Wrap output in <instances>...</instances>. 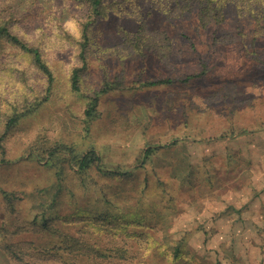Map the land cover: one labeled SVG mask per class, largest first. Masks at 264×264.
I'll list each match as a JSON object with an SVG mask.
<instances>
[{
  "label": "rangeland",
  "instance_id": "374dc122",
  "mask_svg": "<svg viewBox=\"0 0 264 264\" xmlns=\"http://www.w3.org/2000/svg\"><path fill=\"white\" fill-rule=\"evenodd\" d=\"M160 1L106 0L112 6L90 29L76 92L75 47L58 34L77 35L81 0H0V21L40 45L53 71L50 83L29 56L0 41V110H30L0 165V232L43 212L70 234L77 226L62 219L130 213L141 220L104 231V246L115 240L132 257L116 264H173L177 242L176 264H264V5L230 1L221 22L203 25L197 4L166 12ZM106 84L117 86L102 92ZM95 97L97 117L88 121ZM33 143L80 156L95 149L104 168L130 176L111 180L94 171L81 184L68 167L57 177L56 164L33 153ZM58 179L59 204L40 207L33 196ZM3 191L16 195L14 213ZM55 238L26 233L6 240L33 241L41 250ZM0 264L14 262L0 250Z\"/></svg>",
  "mask_w": 264,
  "mask_h": 264
},
{
  "label": "trees",
  "instance_id": "16d2710c",
  "mask_svg": "<svg viewBox=\"0 0 264 264\" xmlns=\"http://www.w3.org/2000/svg\"><path fill=\"white\" fill-rule=\"evenodd\" d=\"M157 1L158 0H156V2ZM230 1L234 0H161L160 2L162 10L171 12L176 9L174 12L180 13H184V11L189 10L193 4H197L199 6L200 22L203 25H207L211 21L221 22L223 20V11ZM258 2L264 5V0H258ZM237 4L240 5L241 3L237 2ZM81 6L85 12L84 16L78 20V25L75 24L76 31L78 32L77 35L68 32L67 29L58 34V36L65 39L67 43L75 47L76 64L73 66L70 73V81L72 90L76 92L81 89V75L88 64L90 29L99 19L108 13L112 5L108 4L106 0H81ZM139 40V38L134 40L129 36L127 41L135 48L136 45L139 46ZM0 41L12 45L19 52L29 56L32 65L47 76L50 83L53 81V71L47 65L44 59L43 48L40 45L30 41L24 34L12 30L11 26L4 21H0ZM59 44L64 45L66 42L60 39ZM114 86L117 85L106 84L102 92H107L113 89ZM97 105L98 97L93 98L91 102H89L85 111L88 121H92L97 117ZM17 107L18 106L13 107L10 113H4L0 110V165L6 162L9 152V140L16 130L18 121L21 117L30 112L28 106L27 109L22 110H18ZM170 144V146H174L176 142ZM31 151L38 156L40 154H46L50 162L56 164V168L59 170L57 177H61L64 170L69 167L73 173L79 176L81 184H85L84 182L86 179H84V177L94 171L111 180L126 179L130 176L129 171L104 168L101 165L100 153L95 149L89 150L87 153L80 156L77 155L74 149L66 146L43 150L38 144L33 143L31 145ZM38 151H42V153ZM153 152L154 149H148L142 157V162ZM58 181L59 184L53 185L50 188L41 189V191H38L33 196L40 207H45V205L50 202L49 200H51L53 206L59 204L58 199L62 195L63 186L61 185V180L58 179ZM2 194L7 203V211L9 213H14L16 209V195L6 191H3ZM59 220L60 218L50 219L47 217V213L43 212L35 217L33 221H24L14 230L2 228L0 232V250L4 251L14 264H70V261L64 256L65 253L70 254L71 257L74 258H80L88 262L91 261L92 264H116L120 261L128 262L132 259L126 249L115 245L117 244L115 240L106 243L110 245L104 246L103 236L108 233L104 231H118L129 225L131 220H141L137 218L136 214L128 213L122 216H112L108 213H104L92 216L89 212L86 217L62 219V222L68 227L77 226L75 234H70L59 228V226L56 225ZM26 233H48L58 239L55 238L57 242L53 241L49 246L41 250H35L33 241L8 242L6 240L7 237ZM115 236H117V234H115ZM181 247L182 242H177L170 248L173 253L171 258L173 264H176L181 258L179 257ZM163 262L164 264L166 263L165 261ZM218 263L217 261V264ZM167 264H169V260Z\"/></svg>",
  "mask_w": 264,
  "mask_h": 264
}]
</instances>
